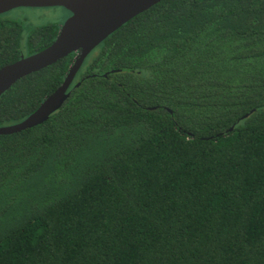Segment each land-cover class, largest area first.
Masks as SVG:
<instances>
[{"label":"trees","instance_id":"16d2710c","mask_svg":"<svg viewBox=\"0 0 264 264\" xmlns=\"http://www.w3.org/2000/svg\"><path fill=\"white\" fill-rule=\"evenodd\" d=\"M12 13L0 68L61 28ZM77 56L12 86L0 127L38 109ZM78 82L46 123L0 136V264H264V0H164Z\"/></svg>","mask_w":264,"mask_h":264},{"label":"water","instance_id":"95a60500","mask_svg":"<svg viewBox=\"0 0 264 264\" xmlns=\"http://www.w3.org/2000/svg\"><path fill=\"white\" fill-rule=\"evenodd\" d=\"M163 1L0 0V16L18 9L63 8L71 13V17L61 26L58 37L49 47L28 57L22 55L19 61L0 68V98L22 78L52 66L74 53L78 54L63 85L24 121L0 127V136L19 134L46 123L68 102L72 91L82 86L83 82H78L73 88V82L86 58L125 24ZM118 72L120 70L102 77L110 79L111 74ZM168 111L172 113L171 110Z\"/></svg>","mask_w":264,"mask_h":264},{"label":"rangeland","instance_id":"374dc122","mask_svg":"<svg viewBox=\"0 0 264 264\" xmlns=\"http://www.w3.org/2000/svg\"><path fill=\"white\" fill-rule=\"evenodd\" d=\"M12 18L21 22L26 29L44 24H54L61 27L68 19V13L61 8L47 10H14Z\"/></svg>","mask_w":264,"mask_h":264},{"label":"flooded vegetation","instance_id":"af4514ba","mask_svg":"<svg viewBox=\"0 0 264 264\" xmlns=\"http://www.w3.org/2000/svg\"><path fill=\"white\" fill-rule=\"evenodd\" d=\"M68 13V18L69 17H71V13L69 14V12H67ZM88 79H89V77H88ZM75 83L73 82V85H74Z\"/></svg>","mask_w":264,"mask_h":264}]
</instances>
